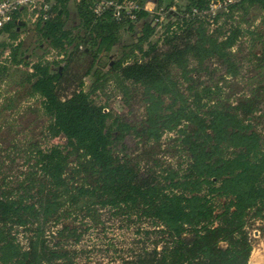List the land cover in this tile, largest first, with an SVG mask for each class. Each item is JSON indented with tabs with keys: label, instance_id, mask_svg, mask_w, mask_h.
<instances>
[{
	"label": "trees",
	"instance_id": "obj_1",
	"mask_svg": "<svg viewBox=\"0 0 264 264\" xmlns=\"http://www.w3.org/2000/svg\"><path fill=\"white\" fill-rule=\"evenodd\" d=\"M43 1L47 19L35 32L67 63L54 71L58 62L25 61L20 33L33 14L23 9L0 30V56L8 54L0 83L24 67L20 85L39 101L46 136L66 144L19 146L25 170L15 182L0 160V264H89L96 250L108 264H250L248 226L264 220V138L251 122L264 87L228 103L208 66L215 62L224 79L240 77L233 51L252 35L243 26L252 10L264 11V0H234L214 15L211 3L226 0H112L152 1L164 12L161 20L139 10L119 21L111 11L93 14L99 0ZM71 4L78 26L68 30ZM125 34L136 38L107 72L94 70ZM81 49L91 56L84 76L93 82L84 91L79 81L62 97L68 63ZM255 62L264 70V42ZM108 85L124 97L142 89L141 128L95 104ZM170 134L180 164L144 169L130 159L128 136L158 144ZM121 232L131 235L124 247Z\"/></svg>",
	"mask_w": 264,
	"mask_h": 264
},
{
	"label": "rangeland",
	"instance_id": "obj_2",
	"mask_svg": "<svg viewBox=\"0 0 264 264\" xmlns=\"http://www.w3.org/2000/svg\"><path fill=\"white\" fill-rule=\"evenodd\" d=\"M69 17L66 20V29H74L78 26V18L71 4L68 8ZM222 21L219 24L223 23ZM247 24L243 26L248 29L252 35L242 39L234 48V56L241 66V75L238 79H224L222 70L212 62L209 68L212 72V80L219 82L223 87V92L228 103H237L249 97L251 93L258 88L264 87V70L257 68L256 57L261 54L262 44L264 42V11L254 9L247 17ZM26 27L21 30L20 42L24 59L29 64L37 62L41 57L47 62H58L53 67L56 71L58 68L65 66L67 61L58 56L55 52L48 49L47 44L40 41L35 32L34 24L26 19ZM215 27L209 28L214 30ZM76 34V32H74ZM136 37L123 35L120 43L114 48L112 53L107 57H101L96 61L94 70L105 73L110 66L118 59L121 48L130 45ZM4 40V38L2 39ZM7 52L0 56V62L7 57ZM91 62L89 52L81 49L68 63V72L61 87V96L67 97L73 91L77 90L78 82L84 83V91H88L93 82L91 76H84ZM218 69V71H214ZM24 67L12 69L9 77L0 83V160L5 164V175L9 176V181L15 182L20 180V174L25 170L21 156L16 152L19 146L25 144H39L43 149L51 146H64L65 139H49L46 136V127L48 119L42 114L39 101L28 96V87L20 85ZM207 80V78H204ZM203 79V80H204ZM96 105L107 106L120 117V119L133 127L141 128L145 121V102L143 91L140 88H132L128 97L108 85L102 94L92 97ZM263 103L260 105L261 113L252 117V124L255 130L264 138V91L261 96ZM172 134L165 136L160 143H146L143 139L134 136H128L125 144L128 147V153L133 163H138L141 168L155 167V164L163 167L176 166L181 163L174 147ZM66 224H69L67 221ZM249 232L252 237L253 254L250 264H264V220L251 221L249 223ZM131 235L129 233H119L117 236L118 243L128 244ZM19 240L22 244L25 241L21 235ZM96 237L92 236L87 245L93 247ZM91 249V248H90ZM97 251V250H96ZM94 251L90 255L89 264H108L109 259L104 258L98 252ZM110 257L111 255H107ZM80 264H84L81 259Z\"/></svg>",
	"mask_w": 264,
	"mask_h": 264
},
{
	"label": "built area",
	"instance_id": "obj_3",
	"mask_svg": "<svg viewBox=\"0 0 264 264\" xmlns=\"http://www.w3.org/2000/svg\"><path fill=\"white\" fill-rule=\"evenodd\" d=\"M233 1L234 0H226L223 3L212 2L209 12L214 15L216 11L225 8L227 4ZM23 9L33 14L31 23L34 24L38 19H42L43 21L47 19L46 13L49 10V6L44 5L43 0H0V30ZM139 10H143L151 15L160 16V20L164 16L163 10L157 11L155 3L152 1H147L141 6L137 1L117 3L112 0H99L91 7V11L95 16L100 17L106 11H111L113 18L117 21L125 17L133 20V13ZM193 13L197 14L196 11H193ZM105 112H108V110H105Z\"/></svg>",
	"mask_w": 264,
	"mask_h": 264
},
{
	"label": "crops",
	"instance_id": "obj_4",
	"mask_svg": "<svg viewBox=\"0 0 264 264\" xmlns=\"http://www.w3.org/2000/svg\"><path fill=\"white\" fill-rule=\"evenodd\" d=\"M253 253H254V252H253ZM253 253H252V257H253V258H255V257H257V256H258V254H256V256H254V254H253Z\"/></svg>",
	"mask_w": 264,
	"mask_h": 264
}]
</instances>
